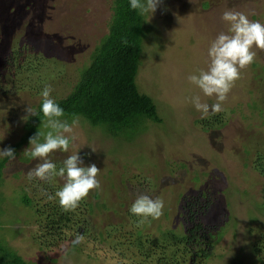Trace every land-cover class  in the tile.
Wrapping results in <instances>:
<instances>
[{"label":"rangeland","instance_id":"1","mask_svg":"<svg viewBox=\"0 0 264 264\" xmlns=\"http://www.w3.org/2000/svg\"><path fill=\"white\" fill-rule=\"evenodd\" d=\"M239 1L162 0L152 16L146 14L151 32L145 38L137 83L154 99L164 122L151 124L131 143L76 118L73 132L65 133L75 137L69 151L49 156L53 163L63 165L68 156L78 153L86 166L95 163L100 168L97 179L101 188L90 191L85 198L108 206L97 208L90 216L96 227L121 222L130 202L143 195L142 184L130 180L136 174L150 186L146 195L164 201L163 215L147 224L150 232L183 229L182 197L198 195L202 202L211 203L203 220L223 231L207 264H258L251 247L264 232V210L260 208L263 198L260 178L252 174L249 159L255 150L264 149V112L260 114L250 106L257 102L264 107V50L253 48L258 65L253 62L241 70V78L222 104L228 122L218 130L205 131L197 125L196 119L203 117L192 104V97L199 95L201 102L209 105L216 103V98L205 96L188 80L189 75L207 70L210 43L219 33L227 32L229 25L221 19L224 11L244 12L251 21V15L256 14V21L264 24V0H246L247 4ZM205 2L209 4L206 8ZM112 3L113 0H0V38L4 46L0 54L13 45L12 40L37 46L43 52L44 60L40 61L56 75L50 83L51 93L66 95L76 82V65L88 61L89 52L108 32ZM41 85L39 81L33 89L24 88L19 95L13 92L0 99V149L20 138L21 115L26 107L32 108L42 99V91L35 92ZM42 130L44 134L51 131L48 127ZM92 148L96 153L91 152ZM26 149L30 152V144L20 150L23 156ZM20 159V155L9 159L3 169L0 220L4 224L0 234L5 241H11L12 247L36 264H136L121 258L103 240L80 238L81 249L77 250L72 240L51 250L39 249L32 237L33 212L17 198L23 188L31 194L27 173L41 161ZM209 187L222 192L220 199ZM205 190L207 197L203 196Z\"/></svg>","mask_w":264,"mask_h":264},{"label":"trees","instance_id":"2","mask_svg":"<svg viewBox=\"0 0 264 264\" xmlns=\"http://www.w3.org/2000/svg\"><path fill=\"white\" fill-rule=\"evenodd\" d=\"M244 2L247 4L248 1L240 0L237 3ZM208 5V2H205L203 6L206 8ZM257 18L256 14L251 15L252 20L256 21ZM150 32L146 14L141 15L137 10L131 9L130 0H113L108 32L89 52L88 61L79 66L75 64L79 68L76 82L66 95L60 92L51 93V98L64 109L65 115L60 119L71 123L73 119L81 118L93 128H101L107 135L131 143L151 128V124L163 123L164 117L159 113L156 102L149 94L142 92L137 83L145 38ZM2 41L0 38V47L4 48ZM12 41L13 45L5 49L4 54H0V99L3 95L13 92L14 95H19L24 88L33 89L35 83L40 81L42 85L35 91L39 93L44 86L50 85L56 76L50 71V67L40 61L44 60L43 52L37 46L16 44ZM254 65L258 63L254 62ZM34 75L38 77H33ZM41 106L42 99L32 105L36 115L30 116L26 121L22 118L27 113L21 115L23 132L20 138L10 145L16 150V155H20V160L26 162L34 158L29 154L23 156L20 150L29 145V138L38 131L44 133L42 129L47 124ZM250 107L257 109L260 114L264 112V107L257 102ZM227 122L226 112L223 110L218 114H210L207 118L196 119L197 125L205 131L218 130ZM43 141L44 137L41 136L39 142ZM249 160L252 164V174L260 178L263 198L260 208L264 210V149L255 150ZM8 161L7 157L0 158V214L4 201L3 169ZM54 163L58 169L63 166L59 162ZM130 180L134 184H142L145 188L142 194L146 195L150 186L145 183V178L134 174ZM29 181L31 194L29 189L23 188L18 191L17 199L33 212L35 220L32 237L42 250H51L71 240L76 250L81 249L78 247V240L87 238L107 242L121 258L131 259L136 264H207L214 255L216 244L223 236L221 229L215 230L203 220V213L210 208L211 203L209 200L202 202L198 195L186 194L182 197L181 217L185 224L183 229L164 228L155 234L147 229L151 217H148L143 225L137 226L141 217L130 212L135 200L126 207L121 222H111L98 228L90 222V216L97 208L107 209L106 203H91L84 199L75 210L65 211L55 195L65 182H58L57 177L51 182L39 179ZM210 190L220 199L222 192L214 187ZM206 192L207 190L203 196L207 195ZM96 197L99 198L98 194ZM209 198L214 202L212 197ZM3 224V220H0V229ZM10 242L5 241L0 234V264H36L21 255ZM251 250L258 264H264V232L253 241ZM232 264L238 263L234 261Z\"/></svg>","mask_w":264,"mask_h":264},{"label":"clouds","instance_id":"3","mask_svg":"<svg viewBox=\"0 0 264 264\" xmlns=\"http://www.w3.org/2000/svg\"><path fill=\"white\" fill-rule=\"evenodd\" d=\"M161 3L162 0H130V7L141 15L151 13L152 16ZM221 19L229 27L227 32L219 33L210 43L208 49L210 62L207 70L201 69L198 75L188 76V80L205 96L216 98V103L209 105L201 102L199 95L192 97V104L203 118H207L210 114H218L223 110L222 104L235 82L241 78V70L255 61L257 53L253 48L264 50V24L251 21L244 12L235 10L224 11ZM52 91L51 85H46L40 93L41 110L43 116L47 118L46 127L51 131L47 134L38 131L29 138L31 150L28 152L26 149V154L41 162L29 170L27 176L29 180L39 179L49 182L56 177L62 178L65 183L55 195L65 211H72L79 206L90 191L101 188L100 181L97 179L100 168L95 163L86 166L83 157L78 153L68 156L59 169L49 159L54 152L69 151L70 141L75 137L65 135V133H72L73 126L78 123V119H73L71 125L60 119L65 115L64 109L51 98ZM25 112L27 115L22 118L25 121L30 116L36 115L31 107H26ZM41 136L44 137L43 142H39ZM91 152L96 153V149L92 148ZM0 157L15 159L16 150L11 146L0 149ZM163 209L164 201L159 197L153 199L148 195H140L131 205L130 212L141 217L137 223V226H141L148 217L159 219L163 215Z\"/></svg>","mask_w":264,"mask_h":264}]
</instances>
